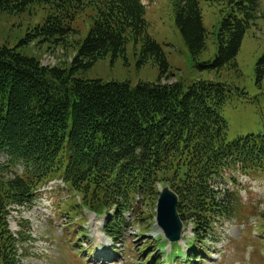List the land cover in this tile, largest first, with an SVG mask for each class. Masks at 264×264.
<instances>
[{
  "label": "trees",
  "instance_id": "16d2710c",
  "mask_svg": "<svg viewBox=\"0 0 264 264\" xmlns=\"http://www.w3.org/2000/svg\"><path fill=\"white\" fill-rule=\"evenodd\" d=\"M202 1L222 3V19L215 59L198 64L207 40ZM34 5L47 7L48 15L21 44L39 39L40 45L64 46L80 34L77 18L87 9L95 15L86 38L75 41L68 69L44 67L35 57L0 47V156L6 157L0 167V264H18L17 245L27 239L8 230L11 208L30 207L37 191L55 180L71 196L62 210L69 224L74 208L80 216L104 215V232L114 239L132 222L143 235L159 186L177 195V211L191 224L195 246L206 244L216 223L256 215L237 194L211 184L236 185L235 174L264 181V135L227 141L221 115L227 86L203 79L186 89L179 80L170 83L174 74L162 46L148 35L141 0H0V13L19 14ZM258 7V0H173L175 27L198 71L236 68ZM130 40L141 43L137 67L158 68L156 84L133 88L77 77L107 56L123 57ZM263 75L264 58L257 65L258 81ZM259 221L264 223L262 215ZM148 243L139 253L149 251ZM190 256L195 260V253Z\"/></svg>",
  "mask_w": 264,
  "mask_h": 264
},
{
  "label": "rangeland",
  "instance_id": "374dc122",
  "mask_svg": "<svg viewBox=\"0 0 264 264\" xmlns=\"http://www.w3.org/2000/svg\"><path fill=\"white\" fill-rule=\"evenodd\" d=\"M141 2L146 9L148 35L162 46L170 71L174 74V79L170 83L179 80L186 89L194 81L212 79L227 86L229 97L221 109V115L227 123V141L232 142L238 137L249 134L264 135V75L260 81L257 76V65L264 58V18H262L264 0H260L261 17L245 33L236 56V68H224L219 73L200 72L197 65L194 66L186 45L175 27L172 0H141ZM200 8L207 40L206 48L199 55L197 63L204 64L212 62L217 54L215 33L221 19L222 3L210 5L202 1ZM47 15L48 9L42 5H34L19 14L0 13V47L7 46L28 57H35L44 67L68 69L76 52L75 41L86 38L95 13L87 9L77 18L75 26L80 30V34L69 38L64 46L53 48L49 43L40 45L39 39L21 44L28 32L44 24ZM140 51L141 43L130 40L123 57L113 61L107 56L97 61L90 69L79 72L77 77L87 81L128 83L133 88L141 83L156 84L159 77L157 67L150 64L137 67ZM241 92H244L245 96H242ZM5 162L6 158L0 156V167L6 164ZM16 170L20 172L19 167ZM235 176L236 185L219 184V188L228 190V195L231 197L237 194L244 206H251L256 213L264 217V181L251 180L238 174ZM68 193L67 189H60L53 182L41 189L30 208H21L19 211L11 208L7 218L10 233L16 238H21V235L27 238L17 245L18 264H92L89 262V256L84 255L83 249L75 247V243L83 242L82 236L85 232L78 229L87 226V219L91 232L85 242L87 248L93 250L89 254L94 261H102L97 264L107 262L105 258L112 248L117 251L114 257L115 264H145L144 260L149 253L143 255L137 249L147 240L149 241L147 246L152 250L156 246L154 238L158 237L159 241L162 240V233L155 225L154 205L151 209L148 206L153 216L150 225L145 224L147 230L143 235H139V227L129 223V227L114 243L102 234V219H94L92 215L82 214L85 219L83 224V221L79 220L80 214L77 215L79 210L76 208L72 210L69 224L62 211L65 201L71 197ZM69 204H72V200L67 205ZM241 224L242 221L233 218L216 223L215 230L210 237H207L205 245L201 244L202 241L196 242V257L199 258L193 264H252L250 257L254 264H264V254L255 260V247L253 251L246 249L244 240L245 236L249 239L254 236L255 240H249L250 244H254L256 248L264 247V228H262L264 223H260L257 219V225L250 224L249 229L247 225ZM192 242V227L184 223L178 247L185 252L188 244ZM202 247L205 251H201ZM165 250L168 254L170 248L166 247Z\"/></svg>",
  "mask_w": 264,
  "mask_h": 264
},
{
  "label": "water",
  "instance_id": "95a60500",
  "mask_svg": "<svg viewBox=\"0 0 264 264\" xmlns=\"http://www.w3.org/2000/svg\"><path fill=\"white\" fill-rule=\"evenodd\" d=\"M177 196L165 187L156 205V223L170 242L180 239L182 223L177 211Z\"/></svg>",
  "mask_w": 264,
  "mask_h": 264
}]
</instances>
